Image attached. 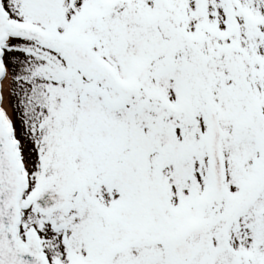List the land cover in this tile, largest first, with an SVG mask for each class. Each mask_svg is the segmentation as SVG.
Returning <instances> with one entry per match:
<instances>
[{
	"label": "snow or ice",
	"instance_id": "6c2138e0",
	"mask_svg": "<svg viewBox=\"0 0 264 264\" xmlns=\"http://www.w3.org/2000/svg\"><path fill=\"white\" fill-rule=\"evenodd\" d=\"M0 264H264V0H0Z\"/></svg>",
	"mask_w": 264,
	"mask_h": 264
}]
</instances>
